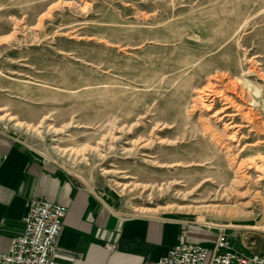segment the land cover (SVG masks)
<instances>
[{"label":"rangeland","instance_id":"rangeland-1","mask_svg":"<svg viewBox=\"0 0 264 264\" xmlns=\"http://www.w3.org/2000/svg\"><path fill=\"white\" fill-rule=\"evenodd\" d=\"M248 83L263 100L264 0H0V127L93 168L119 212L264 227V110ZM224 95L240 104L230 123ZM231 233L263 253V230Z\"/></svg>","mask_w":264,"mask_h":264},{"label":"crops","instance_id":"crops-1","mask_svg":"<svg viewBox=\"0 0 264 264\" xmlns=\"http://www.w3.org/2000/svg\"><path fill=\"white\" fill-rule=\"evenodd\" d=\"M32 199L67 207L54 264H142L182 240L212 248L217 233L195 220L119 212L112 194L75 179L19 135L0 127V251L21 234ZM227 233L231 244V230Z\"/></svg>","mask_w":264,"mask_h":264},{"label":"built area","instance_id":"built-area-1","mask_svg":"<svg viewBox=\"0 0 264 264\" xmlns=\"http://www.w3.org/2000/svg\"><path fill=\"white\" fill-rule=\"evenodd\" d=\"M66 212L63 204L32 199L23 216L21 234L11 239L6 251H0V264H54L53 251ZM201 224L217 230L212 248L182 240L163 256L142 264H264L263 253L242 252L231 246L227 230L233 226Z\"/></svg>","mask_w":264,"mask_h":264},{"label":"bare ground","instance_id":"bare-ground-1","mask_svg":"<svg viewBox=\"0 0 264 264\" xmlns=\"http://www.w3.org/2000/svg\"><path fill=\"white\" fill-rule=\"evenodd\" d=\"M217 71V70H216ZM218 74V73H217ZM220 75V74H219ZM223 76V75H222ZM232 76H234V75H232ZM236 77V76H235ZM237 79H238V77H237ZM244 79V78H243ZM218 80V79H217ZM229 80V79H228ZM230 81H232V80H230ZM233 81H234V79H233ZM242 81V80H241ZM248 85V88H251V91H253V94H252V92H248V91H246L245 89H243L241 86L239 87V90H240V94L242 95V96H246L247 95V98H248V100L250 101V102H253V103H255L256 104V106H258V108H260V109H263L264 110V99L263 100H261L262 98V95H261V93H260V91H259V88L256 86V85H253V84H250V83H248L247 84ZM214 86V85H213ZM231 86V85H230ZM235 88V87H234ZM211 89V88H210ZM216 89V88H215ZM214 88L212 89V90H215ZM221 89V88H220ZM208 90V89H207ZM211 90V91H212ZM223 91V90H222ZM231 91V90H230ZM232 92H233V90H232ZM214 93V92H213ZM206 94V93H205ZM216 94V93H215ZM219 94H221L220 92H219ZM218 94V95H219ZM235 94H237V92L235 93ZM217 95V94H216ZM215 96V95H214ZM225 96V95H224ZM240 96V95H239ZM238 96V97H239ZM223 97V96H222ZM229 97V96H228ZM227 96H225L224 97V100L225 101H223V103H224V105H223V107H221L220 109H221V113L223 114L221 117H220V119L221 118H224V117H227L228 119H229V123L230 122H233V116L235 115V114H237L239 111H240V104L239 105H237V104H235V103H233L231 100H230V98H228ZM242 100V99H241ZM235 102V101H234ZM248 103V102H247ZM250 104V103H249ZM202 105V104H201ZM249 106V105H248ZM205 107V110H207V109H209L207 106H203V108ZM242 107V106H241ZM250 109L248 110V111H246L245 113H244V116H243V122H244V126H246L249 130L248 131H251V129H254V128H257V126H258V122L256 121V119H255V116L257 115L256 114V110H254V108L252 107L251 108V106L249 107ZM229 109H232L233 110V112L232 111H228ZM215 112V111H214ZM239 114H241V113H239ZM238 114V115H239ZM8 120L9 121H11V119H9L8 118ZM41 121V120H40ZM240 121V120H239ZM232 124H234V123H232ZM264 124V123H263ZM40 125H42V132L43 133H45V127L47 126H45V124H44V121L42 120L41 122H40ZM229 125H231V124H229ZM13 126H19V127H21L20 126V124H18L17 122H14V124H13ZM232 126V125H231ZM238 127V126H237ZM236 127V128H237ZM246 128V129H247ZM33 129V128H32ZM52 129V131H54L53 129L54 128H51ZM50 129V130H51ZM31 130V129H30ZM38 131V130H37ZM47 131H49V129L47 130ZM46 131V132H47ZM259 132H260V130H258ZM41 132V133H42ZM263 132H264V130H263ZM232 133V132H231ZM230 133V134H231ZM53 135V134H52ZM232 136H234V135H232ZM231 138V137H230ZM239 138V137H238ZM232 139V138H231ZM258 139V138H257ZM57 140H59V138H55V139H53V141H57ZM143 146V145H142ZM50 148L51 149H56V151H51L50 150ZM122 148H124V147H122ZM127 149V148H126ZM130 149V148H129ZM123 150V149H122ZM58 151V152H57ZM40 153H41V155L42 156H44L46 159H51V160H55V159H60V161H61V164L62 165H64V167H66L67 165H66V163H65V157L66 156H68L67 155V153H66V151L65 150H62V149H59V148H57V147H48V148H46V149H44L43 151H40ZM60 153H62V154H60ZM66 158H68V157H66ZM151 163H153V161H154V159L153 160H149ZM160 162H155L154 161V165H155V167H163V166H159L160 164H159ZM230 166L231 167H234L235 166V173H236V179H234L233 180V182L231 183V185L233 186V187H240V185H241V183L243 182V180H244V178H245V176L243 175V173H241L240 171L241 170H239L240 168H239V166H238V164H234V162L233 161H230ZM241 164V163H240ZM66 165V166H65ZM66 168H68V170H69V172L70 173H72L73 175H75L77 178H79L82 182H84V183H86V184H88V185H91V180H92V175H93V172H94V169L93 168H90V169H88L87 170V174H81L80 172H78V171H75V170H72L71 168H69V167H66ZM119 184V183H118ZM163 188H165V189H170L171 188V185L169 184V183H166V184H163ZM236 190V189H235ZM199 222H201V223H208L209 225L210 224H212V225H216V226H233V227H244V228H250V229H259V230H263L264 231V227L263 226H234V225H232V224H230V223H221V222H217V221H212V220H209V221H206V222H203L202 220H199Z\"/></svg>","mask_w":264,"mask_h":264}]
</instances>
